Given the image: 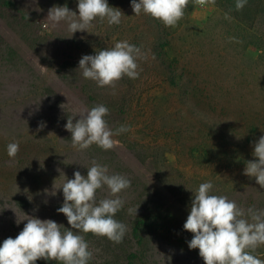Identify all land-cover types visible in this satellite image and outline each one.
Segmentation results:
<instances>
[{"label":"rangeland","instance_id":"obj_1","mask_svg":"<svg viewBox=\"0 0 264 264\" xmlns=\"http://www.w3.org/2000/svg\"><path fill=\"white\" fill-rule=\"evenodd\" d=\"M107 3L121 10L120 24L109 26L107 19L97 18L90 33L71 36L66 22L46 20L54 6L66 5L78 15V0H0V245L23 230L26 216L51 219L83 235L91 259L105 264L102 244L72 229L57 212L64 202L65 180L74 179L76 171L86 177L96 161L107 165L109 175L131 181L118 194L127 219L146 220L140 238L134 239L135 264H204L199 250L188 247L193 234L183 228L193 192L211 182L210 194L227 196L247 210L264 209V188L244 175V169L196 165L187 148L202 140L203 130L218 141L235 137L243 116L264 97V57L255 47L244 48L241 38L229 31V17L210 1L196 5L192 23H184L183 16L165 30L150 15H135L132 6L121 9V0ZM61 34L76 44V51L57 42ZM212 39L216 70L209 68ZM120 41L141 50L139 77L128 83L124 76L105 87L83 78L80 59ZM163 68L171 73L169 81L160 74ZM188 80L192 86L186 85ZM101 104L109 110V128L114 133L121 126L127 130L113 135L118 143L111 150L95 144L77 150L65 129L68 118L75 123L81 112ZM11 142L19 144L15 158L7 154ZM141 149L147 163L139 160ZM103 198H113L107 186L97 190V202ZM137 207L136 215L129 214ZM253 255L264 260V246Z\"/></svg>","mask_w":264,"mask_h":264},{"label":"clouds","instance_id":"obj_2","mask_svg":"<svg viewBox=\"0 0 264 264\" xmlns=\"http://www.w3.org/2000/svg\"><path fill=\"white\" fill-rule=\"evenodd\" d=\"M195 2L203 6L209 0ZM245 3L246 0H237L236 9L241 10ZM188 4L189 0H131L135 15L143 12L166 27L177 25ZM78 13L66 5L54 6L49 9L46 21L53 25L66 22L72 36L77 31L89 32L97 18L101 22L107 19L111 26L120 24L124 16L118 8L110 7L107 0H78ZM141 56L138 47L128 41H120L95 55H84L79 61V70H82L83 78L95 81L99 87L114 86L124 76L131 79L139 77L137 59ZM108 114V108L101 104L81 112L75 123L69 117L65 129L72 134L73 147L86 150L95 144L105 151L113 149L118 143L113 140V135L127 129L121 126L114 133L105 120ZM39 127L43 128L44 124ZM18 152L17 142L7 145L10 158H15ZM253 156L258 160L248 161L243 174L254 177L256 183L264 188V135L254 144ZM104 186L113 198L97 202V190ZM130 186L131 181L126 177L109 175L107 165L93 161L87 168L86 177L76 171L74 179H66L62 184L64 202L57 212L66 216L72 229L120 243L127 228L114 216L124 204L118 194ZM212 189L211 182H204L193 192L190 214L183 225L185 231L193 234L188 242L189 249H198L204 264H264V260L253 255L257 248L264 246V209H242L227 196L210 194ZM138 207L129 209V214L136 215ZM26 220L23 230L15 238L8 237L0 245V264H35L40 259L61 264H88L92 258L93 253L89 251L83 235L51 219L26 216Z\"/></svg>","mask_w":264,"mask_h":264},{"label":"trees","instance_id":"obj_3","mask_svg":"<svg viewBox=\"0 0 264 264\" xmlns=\"http://www.w3.org/2000/svg\"><path fill=\"white\" fill-rule=\"evenodd\" d=\"M211 2V0H209ZM237 0H215L211 2L218 9L222 10L228 17L229 31H232L241 38L240 42L245 45V49L249 47H255L264 57V0H246L244 7L241 10L236 9ZM197 3L195 0H189V4L184 11V18L186 21L192 23V14ZM131 6V0H121V9L124 11ZM152 19V17H151ZM21 20V18H20ZM39 17L35 21H38ZM22 21L25 20L22 18ZM32 21V24L35 22ZM155 25L157 27L167 28L159 20L155 19ZM189 23V24H190ZM171 28V27H170ZM69 38L63 34L58 36L57 42L63 46L70 45L71 50L76 51V44L70 42ZM156 40V39H155ZM157 41V40H156ZM216 39H212V61L209 64V68L216 70L218 64L216 61L217 49L214 45ZM134 45V43H130ZM78 46V45H77ZM80 47V46H79ZM164 65V60L162 64ZM160 74L166 77L169 81L171 73L169 70L163 68ZM135 79L127 77V82L131 83ZM192 80L186 82L187 86L193 85ZM194 90L196 89L193 86ZM201 131L203 134L202 140L195 142L188 146V153L196 165L199 166H216L219 171H237V169H245L248 161H256L258 158L253 156L254 144L259 138L264 135V97L259 99L256 103L255 109L248 115L243 116L242 124L236 126L233 131L235 137L230 142L222 140L218 141L216 135L208 133L206 130ZM139 160L143 163H147L144 151L141 149L138 152ZM136 181L140 186H143V180L141 176L136 177ZM148 187H146V190ZM125 208H121L114 219L126 225L127 231L120 243H114L106 237H100L91 233H85L86 238L100 242L106 251L105 264H135L138 252L134 249V239L140 238L139 231L140 226L145 223V219H137L130 221L126 217ZM148 220V219H147ZM90 241V240H89ZM35 264H61L58 261H46L44 259L37 260ZM88 264H95L93 259L88 261Z\"/></svg>","mask_w":264,"mask_h":264}]
</instances>
